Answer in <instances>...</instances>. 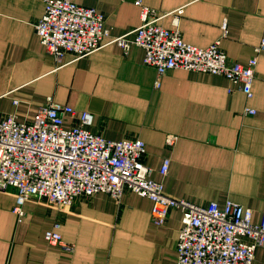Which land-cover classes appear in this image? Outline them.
<instances>
[{"label": "crops", "instance_id": "obj_1", "mask_svg": "<svg viewBox=\"0 0 264 264\" xmlns=\"http://www.w3.org/2000/svg\"><path fill=\"white\" fill-rule=\"evenodd\" d=\"M74 1L103 13L112 36L141 23L136 0ZM141 1L164 14L160 24L180 29L191 45L204 48L220 40L231 60L247 63L264 39V0ZM44 11L45 0H0V117L31 121L53 96L77 112H92L91 130L107 139L141 138L152 178L169 195L220 207L233 200L261 221L264 51L258 54L252 97L223 75L185 69H171L156 87L157 70L144 63L145 51L137 45L128 53L111 43L78 60L66 55L57 68L35 29ZM247 107L257 113L246 114ZM74 117L67 116L66 126ZM168 134L179 136L173 147L166 145ZM166 158L171 163L162 175ZM16 195L13 187L0 191V264H177L179 210L156 225L152 201L127 191L121 201L98 193L62 208L32 198L20 220L13 211ZM58 219L72 252L45 239ZM253 264H264V248L256 250Z\"/></svg>", "mask_w": 264, "mask_h": 264}, {"label": "built area", "instance_id": "obj_2", "mask_svg": "<svg viewBox=\"0 0 264 264\" xmlns=\"http://www.w3.org/2000/svg\"><path fill=\"white\" fill-rule=\"evenodd\" d=\"M135 3L141 7V23L121 36H112L105 28L103 13L74 0H45L44 14L35 29L57 68L66 55L78 60L111 43L128 53L137 45L145 51L144 63L157 70L156 87L171 69H185L223 75L252 97L264 39L256 55L241 63L228 57L220 40L204 48L191 45L180 29L160 24L164 14L141 0ZM223 27L227 32L226 23ZM245 113L257 111L247 107ZM68 115L75 116L69 127ZM93 123L92 112H77L53 96L39 106L31 121H19L14 114L0 117V191L17 189L13 211L20 220L26 214V201L32 198L62 208L98 193L121 201L131 191L152 201L156 225H165L172 210L182 213L177 264H253L256 250L264 248V212L256 223L253 210L233 200L220 207L217 202L197 205L169 195L163 183L152 178L153 168L145 162L147 149L141 138L110 140L93 132ZM178 138L168 134L166 145L173 147ZM170 163L164 159L162 175L168 174ZM61 227L62 221L55 220L45 239L72 252L74 245L63 240Z\"/></svg>", "mask_w": 264, "mask_h": 264}]
</instances>
